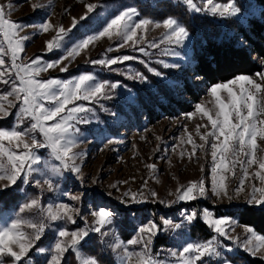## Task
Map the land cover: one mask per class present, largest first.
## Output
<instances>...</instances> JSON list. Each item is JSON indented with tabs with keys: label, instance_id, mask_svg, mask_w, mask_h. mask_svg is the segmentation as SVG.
Here are the masks:
<instances>
[{
	"label": "rangeland",
	"instance_id": "1",
	"mask_svg": "<svg viewBox=\"0 0 264 264\" xmlns=\"http://www.w3.org/2000/svg\"><path fill=\"white\" fill-rule=\"evenodd\" d=\"M161 1L0 0V3H11L13 5L10 14V19L13 21L24 25H38L42 20L48 18L55 26V31L50 30L48 33H39L35 27H27L20 33L21 36L28 37L23 42L24 51L19 54L20 59L24 63H30L37 57H40L43 62L61 61L56 67L41 72L38 78L66 80L80 74L91 73L101 80L111 82L121 81L131 90L129 92L118 88L116 89L114 99L101 100L100 104L107 111L103 110L100 104L82 102L87 107L93 108L95 112V119L91 123H81L79 125V139L81 142L73 149V151L82 153L81 158L77 161L81 165L82 180L72 178L67 172L63 176L57 175L53 171V166L58 164V162L52 158L48 149H39L38 155H40L41 161L36 166L39 171L29 178L30 182L23 183L22 181H17V185L0 192V220L14 218L12 210L18 209L22 203L26 202L27 198L39 199L40 206L45 210L48 204H52L55 207L56 204L61 202L69 204L70 207L79 208L80 215L72 213L73 218L76 220L75 224L63 221L47 222L49 226L44 231L41 240L37 242V247L45 248L46 252L44 254H37L33 250L30 253L33 263L41 257L43 264H46L50 255L48 249L52 247L59 228L66 227L69 230H73L85 227V223L80 219V216L86 218L89 227L95 226L97 218L90 214V210H96L99 207L110 209L115 213L113 224L106 225L102 229V232L107 231L108 234L101 236L99 233H90L88 242L82 244L81 257L78 259L70 250L65 254L64 264H80L82 259L97 258L93 254V251H97L98 247L100 248L98 254L101 256L106 255V260L103 262L99 261L100 264H111L110 258L113 259L114 264H124L122 258L125 247L129 251L135 252H138L141 248L139 244L129 246L127 245V241L133 238L139 239L140 236L136 231L137 228L140 226L147 227L152 222L164 227L166 230L153 235L150 245L151 253L154 257L166 261L167 264H176L175 259L171 256V251H177L178 253L189 242L204 243L213 238L222 240L224 244L229 245L234 250L227 252L222 250L220 258L205 257L202 261L197 262V264H223V258L225 257L230 261V264H246L250 260V257L259 258L264 261V241L256 238L257 236L264 235L258 233L254 228L240 223L237 216L230 215V212L237 209L238 206L250 205L246 203V200L251 193L253 185L264 187V183L255 175L256 172L264 174V170L259 169L258 164L242 165L238 162L233 167L230 162L228 163V169L221 174L225 178L224 184L227 186L232 199L213 197L212 199L198 198L185 202L176 201L175 194L177 193V189L182 190L184 186L193 181L204 180L206 189L210 187L211 167L213 163L209 147L213 138L209 137V144H205L204 140L201 139L202 136L211 131L210 123L199 112L193 116H189L190 113L194 112L195 106L198 103H204L207 109L213 113L215 112L214 97L209 94V89L213 85L206 88V93L198 102L193 104L194 108L191 111L184 112L180 105L184 104V101L191 99L183 91V87L185 85L198 87L200 81L193 79V67L195 64L193 43L195 35L192 34V41L187 45L191 63L179 70L162 69L161 65L155 63L158 59L183 63L182 61H171L169 57L161 54L166 45H161L158 49H149L152 53L150 58L141 57L149 59L151 66L167 72L172 80L180 82L179 87L172 90L166 87L164 81L148 73L144 65L137 61H128L123 64L113 65L112 67L130 74L136 71L142 72L148 76L150 83L128 80L124 75L109 72L107 69H103L102 66L91 64V60L102 58L105 54L110 58L120 55L141 56L138 51H133L130 46L116 50L119 41L115 36L100 37L98 40L90 42L87 48L81 49L80 54L74 59L61 60L67 51L72 46H75V43L86 38V35H93L99 30L98 26H96L97 14L100 18H103L102 23H104L119 14L121 10L135 8L139 12V15L134 19L138 21L141 18H148L142 15L147 6H154ZM169 1L175 6L184 5L187 8L183 0ZM194 2H197L198 6L203 7L202 0H194ZM216 2L224 3L214 0V3ZM35 3H41L44 7L33 11L32 5ZM245 3V1L241 2L242 11ZM88 4H94L98 7L89 14V19L80 21L76 28H71L74 18L79 21V18L87 13ZM190 13L193 20L197 19V15L208 17L219 23L225 20L213 17L206 12L195 13L194 11H190ZM174 18L184 25L179 18ZM150 19L154 22L163 21ZM197 21L195 20L194 22L197 24L199 23ZM248 25L249 21L243 25L247 32L249 31ZM61 26L66 30L71 29V31L61 42L62 47L50 52L47 50V41L56 35ZM166 31L167 29L163 26L157 28L154 23L149 25L148 31L143 33L145 39L141 40L137 47H147L149 42L153 40L159 41ZM234 34L242 35V32ZM140 35L141 30H138V37ZM0 43L3 42L0 41ZM3 47L5 53H7L4 56V67H8L11 63V52L6 43H3ZM109 48H113V51L106 53V50ZM65 65H67L68 70L61 72L60 68ZM8 90L9 86L0 84V95L6 93ZM168 92H171L172 95V105H166V109H163L162 103H168L169 101L164 93ZM130 94L136 97L134 104L128 102ZM220 95L222 99H226L227 93L225 90H222ZM9 101H13V97H9L8 101L0 102L4 103L10 113L14 114L17 109L8 107ZM77 103L81 102L78 101ZM167 108L171 110H167ZM111 113H115L116 115L113 116ZM260 120L264 121V115L260 117ZM14 123V115L0 118V130H10ZM27 126L28 121L26 120L22 127ZM189 136H191V140H189ZM37 138H40L38 134ZM108 138H112L111 143H106ZM3 143L5 146H9L7 140H4ZM14 144L15 142H13ZM193 145H196L195 150H193ZM201 145H204L203 149ZM257 145V160H262L264 159V151L260 149H264V140L258 137ZM228 155L231 157V153ZM232 159L247 161L248 157L241 152L238 157H232ZM150 164H155L156 168H148L147 165ZM244 167L248 169L247 177H244ZM35 179L41 181L39 187L31 183ZM46 179L52 181L53 190H49L48 185L44 182ZM241 179H244V190L236 193L235 189L239 187ZM5 182L0 181V185ZM150 190L155 191L157 197H151ZM64 192H67L68 195H62ZM125 192L136 193L137 195L133 199L131 195L125 197ZM71 196H79L81 199L73 201L71 200ZM138 200L141 202H136ZM160 201H164V203ZM255 206L262 207L259 205ZM203 209H208L212 212V219H224L225 223L221 227L233 239L228 240L218 236L204 222L202 218ZM193 211L197 212V217L188 222L185 217ZM21 215L26 219L37 218V210H26ZM165 218L171 222V225L179 224L180 227L163 225ZM199 222L203 223V225H200ZM199 226L204 232L198 228ZM249 228L253 230L254 235L248 232ZM24 230L31 232V229L27 227ZM245 240H251V245L246 246L244 244ZM117 241H123L124 244L120 249L113 251L109 245ZM8 264H10V261ZM128 264H140V262L137 256L133 255L129 258Z\"/></svg>",
	"mask_w": 264,
	"mask_h": 264
},
{
	"label": "snow or ice",
	"instance_id": "2",
	"mask_svg": "<svg viewBox=\"0 0 264 264\" xmlns=\"http://www.w3.org/2000/svg\"><path fill=\"white\" fill-rule=\"evenodd\" d=\"M183 3L189 11L195 13L206 12L221 19H235L242 26L249 20L264 21V0H247L243 5V11L239 0H227L223 4L214 3V0H202L203 7L198 6V3L194 0H183ZM43 7L44 5L41 3L32 5L33 11ZM97 7V5L88 4L87 13L81 16L79 21L74 18L71 28H76L80 21L89 19V14ZM12 8L11 3H0V41L6 43L11 52V63L8 67H4V56L7 53L4 51L3 43H0V84L9 86V90L0 95V101H8L9 97H13V101H9L8 107L17 109L14 114L10 113L4 103L0 102V118H7L9 115L15 116L12 129L0 130V181H6L0 185V192L17 185V181L30 182L29 178L39 171L36 167L41 161V157L38 155L39 149H48L52 158L58 162L53 166V171L57 175L63 176L67 172L72 178L82 180L81 165L77 163L82 153L73 151V149L81 142L79 139V125L81 123H91L95 119L94 109L87 107L82 102L100 104L101 100L114 99L118 88L129 92L131 90L121 81L101 80L91 73L80 74L66 80L38 78L41 72L56 67L61 61L43 62L40 57H37L30 63H24L19 54L24 51L23 42L28 37L21 36L20 33L27 27H35L39 33H48L50 30L55 31V26L48 18L42 20L38 25H24L13 21L10 19ZM138 15L139 12L135 8H127L102 23L103 18H100L97 14L96 26L99 30L93 35H86V38L75 43V46H72L61 60L74 59L80 54L81 49L87 48L90 42L98 40L100 37L115 36L119 41L116 50L130 46L133 51H138L141 56L120 55L110 58L105 54L102 58L91 60V64L102 66L103 69H107L109 72L124 75L128 80L150 83L148 76L142 72L136 71L130 74L112 67L128 61H137L144 65L148 73L164 81L166 87L170 90L178 88L179 81L172 80L167 72L151 66L150 60L144 58L152 56L149 49H158L161 45H166L161 54L169 57L171 61H182L183 63L170 62L164 59L156 60L155 63L161 65L162 69L179 70L186 65H190L191 57L188 55L187 45L192 41V33L174 17H167L162 22H154L150 18H141L136 21L134 18ZM153 23L155 27L163 26L167 31L159 41L153 40L147 44V47H137L140 41L145 39L143 33H146L148 26ZM138 30H141L139 37ZM70 31L71 29L66 30L63 26L59 27L56 35L47 41V50L51 52L54 49H60L62 47L61 42L68 36ZM235 42L239 50L246 57L252 58L255 63L259 64L262 70L253 75L241 73L229 81L211 86L209 94L214 97L215 112L213 113L207 109L204 103H198L194 112L189 114V116H193L199 112L202 117L207 118L211 125V131L201 137L205 144H209V137L213 138L209 144L213 162L210 187L206 189L204 180L193 181L184 186L182 190L177 189L176 201L185 202L198 198L212 199L213 197L232 199L227 186L224 184L225 178L221 174L228 169L229 162L233 167L238 162L242 165L258 164L259 169L264 170V159L257 160L256 155L258 150L257 138L260 137L264 140V121L260 120V117L264 115V52H261L257 59L254 56V49L247 43L243 35L237 36ZM112 51L113 48H109L106 53ZM67 70V65L60 68L61 72ZM193 79L199 80L201 77L196 74ZM222 90L227 93L226 99L221 98L220 93ZM78 101L81 103H77ZM128 102L134 104L136 97L130 94ZM69 105L71 106L69 107ZM100 107L107 111L102 104H100ZM111 114L116 115L115 113ZM26 120L28 126L22 127ZM37 134L40 137L39 139ZM4 140L9 142V146H5ZM189 140H191V136H189ZM13 142H15L14 145ZM111 142L112 138L106 140V143ZM195 147L196 145H193V150H195ZM203 147L204 145H201L202 149ZM260 150L264 151V149ZM241 152L248 157L247 161L232 159V157H238ZM229 153H231V157L228 155ZM147 167L155 169L156 165L150 164ZM243 172L244 177H247V167L243 168ZM255 175L264 183V174L256 172ZM44 182L48 185L49 190H53L52 181L46 179ZM31 183L39 187L41 181L35 179ZM243 185L244 179H241L235 192L243 191ZM62 195L67 196L68 193L64 192ZM130 195L135 199L137 194L124 193L125 197ZM150 195L153 198L157 197L155 191L150 190ZM170 195L172 194L170 193ZM80 199L79 196H71L73 201H79ZM160 202L164 203V201ZM246 203L264 207V187L253 185ZM33 209L37 210V218L26 219L21 215L26 210L31 211ZM73 212L80 215L79 208L70 207L67 203L61 202L56 204L55 207L48 204L45 210L40 206L39 199L27 198L26 202L22 203L18 209L12 210L14 218L0 220V264H8L9 261L10 264H33L30 256L33 250L37 254L46 252L45 248L37 247V242L41 240L44 231L49 226L47 222L63 221L75 224L76 220L73 218ZM202 212L204 222L218 236L228 240L233 239L221 227L225 223L224 219H212V212L208 209H203ZM90 214L97 218L95 226L89 227L86 218L80 216V219L85 223V227L73 230L62 227L57 230L53 245L48 249L50 255L46 264H64L65 254L70 250L79 259L82 244L88 242L90 233H99L101 236L108 234L107 231L102 232V229L106 225L113 224L115 213L110 209L99 207L96 210H90ZM196 217L197 212L193 211L185 219L191 222ZM163 225H171V222L165 218ZM171 226L180 227L179 224ZM25 227L31 229V232L25 231ZM164 230H166L164 227L157 225L155 222L150 223L147 227L140 226L137 228L136 231L140 238L127 241V245L139 244L141 248L138 252H135L129 251L125 247L122 258L124 264H128L129 258L133 255L137 256L140 264H167L166 261L154 257L150 250L153 235ZM248 232L253 233V230L249 228ZM256 238L264 241V236H257ZM251 243V240L244 241L246 246L251 245ZM123 244V241H117L110 244L109 247L116 251ZM222 250L227 252L234 249L224 244L222 240L213 238L204 243L189 242L178 253L177 251H171V256L175 259L176 264H197L205 257L220 258ZM80 264H100V262L97 258L91 257L82 259ZM223 264H230V261L225 257L223 258Z\"/></svg>",
	"mask_w": 264,
	"mask_h": 264
},
{
	"label": "trees",
	"instance_id": "3",
	"mask_svg": "<svg viewBox=\"0 0 264 264\" xmlns=\"http://www.w3.org/2000/svg\"><path fill=\"white\" fill-rule=\"evenodd\" d=\"M219 1L227 2V0ZM242 1L247 2V0H239L240 5ZM142 15L143 17L156 20L177 17L195 35L193 43L195 59L193 73L194 76L199 74L201 79H199L198 87H189L188 85L183 87V91L191 98L184 101V104H180L184 112H189L194 108L193 104L198 102L206 93L207 87L231 80L234 76L241 73L252 75L261 70L259 64L255 63L252 58L246 57L239 50L235 38L240 35L234 33L242 32L244 39L254 49V56L258 59L259 54L264 52V21L258 19L249 20V31L247 32L235 19H225L219 23L208 17L197 15V19L193 20L190 11L184 5L175 6L169 0H162L154 6H147ZM195 20H198L199 23L196 24ZM164 95L169 99L168 103H162L163 109H166V105H172L171 100L173 99L171 92L164 93ZM167 110L171 109L167 108ZM230 215L237 216L240 223L250 226L258 233L264 235V207L247 204L240 205L237 209L231 211ZM200 225H203V223H200ZM198 228L201 229L200 226ZM201 230L204 232L203 229ZM99 249L98 247L97 251H93V254L97 256L100 262H103L106 260V255H99ZM110 262L114 264L112 258H110ZM33 264H43V260L40 257ZM246 264H264V261L259 258L250 257V260Z\"/></svg>",
	"mask_w": 264,
	"mask_h": 264
}]
</instances>
